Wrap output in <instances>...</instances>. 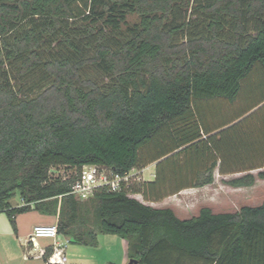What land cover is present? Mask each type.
I'll return each mask as SVG.
<instances>
[{
  "label": "trees",
  "instance_id": "1",
  "mask_svg": "<svg viewBox=\"0 0 264 264\" xmlns=\"http://www.w3.org/2000/svg\"><path fill=\"white\" fill-rule=\"evenodd\" d=\"M188 10L191 19L174 18ZM88 66L107 80L83 78ZM256 72L264 86V0H0V212L14 230L19 214L57 217L58 234L87 248L116 236L132 264H264V200L182 220L129 196L158 202L212 184L216 167L256 169L260 161L245 158L258 138L247 147L235 136L230 159L211 136L201 139L210 116L231 122L264 102L234 108ZM220 100L229 109L209 104ZM166 130L170 142L147 160L156 162L153 181L83 201L70 194L84 166L118 174L142 166L141 149ZM58 167L74 173L54 177ZM254 183L252 174L227 182ZM16 193L22 206L12 207Z\"/></svg>",
  "mask_w": 264,
  "mask_h": 264
},
{
  "label": "rangeland",
  "instance_id": "2",
  "mask_svg": "<svg viewBox=\"0 0 264 264\" xmlns=\"http://www.w3.org/2000/svg\"><path fill=\"white\" fill-rule=\"evenodd\" d=\"M192 1V0H191ZM174 18L177 20L191 19L192 13L188 10L185 11H175ZM137 21L136 17L132 16L128 19V24H133ZM178 41H185L186 38L178 36ZM83 78H91L98 83H103L107 80L101 72L95 69L92 66L86 67L82 71ZM261 84V86H260ZM261 77L256 73L248 79L244 90L241 93L240 97L235 103L236 106L247 105L245 102L254 101L260 99L264 95V86H262ZM248 97V99H247ZM247 100V101H246ZM209 104H213L217 108L227 107V103L223 100L214 101ZM208 107V105H207ZM262 107V106H260ZM256 111V115L260 119L264 120V108ZM250 114V113H249ZM249 116V115H248ZM248 120L254 121L255 118L252 116ZM170 142V134L166 131L160 133V135L155 138L153 144H150L140 151V160L142 166L134 168V177L131 180L130 186L139 185L143 182H150L155 179V163H147L150 155L155 153L154 146L157 144L158 150ZM168 157V156H166ZM164 157V158H166ZM164 158L160 159L163 160ZM179 160V158H178ZM180 161V160H179ZM202 165V163H201ZM193 166V164H192ZM186 168V166H185ZM170 169V168H169ZM195 169V168H194ZM191 169V174L195 170ZM53 176L59 178H66L69 173H74V170L67 169L64 167H58L52 169ZM187 170V169H185ZM170 170L165 169L166 178L170 176ZM196 171L199 173V178H204L207 174L200 168H196ZM255 176V183L251 187L243 188H232L228 186L227 182L234 178L240 177L237 175H219L216 170L213 171V182L210 185H206L201 188H189L180 191L179 193L168 196L158 202L146 201L139 194H130L129 196L135 198L141 203L153 206L158 208H169L172 209L176 217L182 220L190 219L198 214V211L202 207H208L213 213H230L236 212L243 206H257L264 200V180H260L256 177V172L253 173ZM192 178V175H190ZM200 179V180H201ZM168 183L167 190L171 188L170 184H173L171 179H167ZM10 205L12 207L22 206V201L18 193L15 194L14 198L10 200ZM20 215V214H19ZM16 215L15 217H18ZM23 228L25 231L31 230V227L36 224L46 225L53 222L51 216H46L39 214L38 212H31L26 215L19 217ZM45 220V221H41ZM0 264H44L42 260L38 259H28V261H23L24 259V250L20 245L15 241L16 236L13 233V226L10 224L7 215L4 212H0ZM100 245L97 248H87L82 245L72 244L67 242L65 249V256L67 257L68 264H92L93 260L97 264H118L122 261H126V264L129 263L127 256V242L126 240L120 239V243L114 246H106L104 243V238L101 236ZM118 238V237H117ZM60 241H67V238H60ZM52 244V241L49 239L38 240V244ZM39 244V246H41ZM43 248V246H41ZM92 261V262H91ZM95 264V263H94Z\"/></svg>",
  "mask_w": 264,
  "mask_h": 264
},
{
  "label": "crops",
  "instance_id": "3",
  "mask_svg": "<svg viewBox=\"0 0 264 264\" xmlns=\"http://www.w3.org/2000/svg\"><path fill=\"white\" fill-rule=\"evenodd\" d=\"M261 105H264V102L262 104H260L259 106L255 107L254 109H252L251 111H249L248 113L242 115L240 118H238L234 121H231V122H229V118H228V121L224 122L223 124H219V125H217V122H215V121L213 122V120H212L216 116H210L208 118L210 120L207 121L208 122L207 128L210 130V132L207 134L201 133V135H202L201 139H205L206 137L211 136L213 138L215 145H217L218 148H221V153L227 155V159H230V157L228 155L233 152V149H232L233 148V142L232 141H233V138L235 136L241 137L244 140L247 147L250 146L252 138H258V141L257 142L255 141V143H254V146H255L254 147V156L251 155V153L249 151L250 156L248 155L247 158H245V160H251V159L252 160L253 159L259 160L260 162L256 163V165H255L256 169H253L249 172L225 173V174H221V175L243 176L245 174H252L254 176L253 173L256 172L258 174V172H260L264 168V164H260L264 161V124L262 122V116H260V119H259L258 116L255 115L254 121L244 119L248 115L250 116L252 113H254L253 112L254 110L259 109ZM225 109H229V107H224L223 109L220 108L217 110V112L224 111ZM232 127L236 128L237 134H234L232 132V129H233ZM262 139H263V141H262ZM215 170L218 173L217 167ZM257 174H256V176H257ZM145 205H147V204H145ZM148 206H151L153 208H158L156 206H153V204H150ZM31 212H35V211H31ZM31 212H28V213H31ZM28 213L20 214L18 217H15V230L13 229L14 230L13 233L16 236L15 241L20 245V247L23 248V250H24V247L22 246L21 241L25 240L28 237V235L31 233L32 229L35 226L41 225V224L33 225L31 227V230L25 231V229L23 228V224L21 223V220L19 217L26 215ZM51 218H53V222L50 224H46V225H53L56 223L57 217L51 216ZM41 221H45V220H41ZM0 227H1V224H0ZM99 237H101V236H99ZM99 237H98V246L101 243L99 240L100 239ZM102 237L104 238L103 241H104L105 245L108 247L109 246L112 247V246L120 243V239L117 238L116 236L105 235ZM61 238H63V237H61ZM59 243L63 244V243H65V241L61 242L59 240ZM40 245L43 246L44 249L51 246L50 243L45 244V245H42V244H40ZM49 256L44 255L43 257L32 258V259L42 260L44 262V264H50V263H48V260H47ZM23 261L26 262V261H28V259L24 258ZM94 263L97 264L96 261L93 260L92 264H94ZM118 264H126V261H122Z\"/></svg>",
  "mask_w": 264,
  "mask_h": 264
},
{
  "label": "built area",
  "instance_id": "4",
  "mask_svg": "<svg viewBox=\"0 0 264 264\" xmlns=\"http://www.w3.org/2000/svg\"><path fill=\"white\" fill-rule=\"evenodd\" d=\"M53 170H51V173ZM134 169L125 174L113 172L110 168L100 166H84L79 174L76 175V181L71 185L70 194L76 199L83 201L91 197L96 189L105 188L111 192H118L122 188L130 186L134 177ZM58 177V176H57ZM62 179H64L62 177ZM60 236L57 232L56 223L53 225L35 226L25 240L21 241L24 247V258H40L45 254V249L39 246L38 240L49 239L52 241V252L48 257L50 264H68L65 256L66 243H59Z\"/></svg>",
  "mask_w": 264,
  "mask_h": 264
},
{
  "label": "water",
  "instance_id": "5",
  "mask_svg": "<svg viewBox=\"0 0 264 264\" xmlns=\"http://www.w3.org/2000/svg\"><path fill=\"white\" fill-rule=\"evenodd\" d=\"M128 264H132V262L130 261Z\"/></svg>",
  "mask_w": 264,
  "mask_h": 264
}]
</instances>
